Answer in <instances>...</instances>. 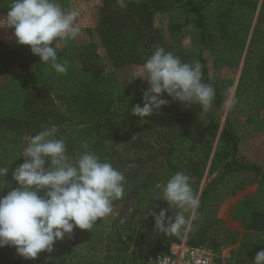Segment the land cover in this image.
<instances>
[{
    "label": "trees",
    "instance_id": "obj_1",
    "mask_svg": "<svg viewBox=\"0 0 264 264\" xmlns=\"http://www.w3.org/2000/svg\"><path fill=\"white\" fill-rule=\"evenodd\" d=\"M255 10L253 0H225L219 5L206 4L202 0H100L96 25L88 30V34L98 38L115 65L144 64L156 48L163 47V36L154 27L155 15L168 14L172 30L194 35L200 48L203 73L208 72L205 64L209 60H213L217 68L237 67L247 44L233 99L235 102L232 103L237 107V101L245 91L246 74L257 68L259 71L254 82L264 80V0L250 33ZM96 48L93 41L80 45L72 54L57 47L59 62L67 61L66 73L60 74L49 65L42 64L29 46L18 45L16 41L13 45L0 41V61L20 70L16 73V85L0 89V127L4 135L11 137L9 145L13 146L20 144L24 134L34 136L46 127L54 128L55 137L65 141L70 157L74 159L84 152H94L130 182L137 173L124 167L121 169L124 158L117 152L115 144L129 138L138 125H134V117L125 118L115 108L118 98L115 78L105 73L99 64ZM32 78H38L39 84L31 83ZM211 86L215 90L212 103L215 117L203 121L191 110L181 116L184 130L172 131L171 134L162 131L158 136L168 143L167 150L161 153L166 155L169 173L184 172L197 194L216 140L208 171L210 179L199 193L200 207L191 230L178 237L160 234L154 229V220L148 212L168 208L167 218L178 209L169 208L162 199L149 201L145 207L139 204L138 190L152 184L149 180H153L154 175L151 177L149 174L151 178L138 180L130 188L124 184L121 199L134 195L137 205L128 221L114 227L113 232L105 237L107 242L102 259L67 263L68 254L57 244L53 245L51 252H41L35 259H25L17 255L14 247L4 246L0 248V264H145L148 254L167 251L169 244L185 233L189 245L214 239L210 245L218 249L219 240L229 231L217 216L218 204L225 196L222 189L227 187L230 178L244 171L259 176L258 196L262 198L255 201L257 195L244 196L231 207L229 216L241 222L247 231L264 232V167L238 159L239 137L229 117L218 131L222 98L217 81H212ZM256 102L260 109L264 108V97ZM124 105L129 109L127 103ZM143 120L145 127L151 121L170 125L158 111ZM66 124L77 129L69 132ZM6 150L8 148L3 146V152ZM17 157L18 152L12 150L8 160L6 158V166L0 163V168L11 169L13 162H18L19 166L23 160ZM230 193L234 194V191ZM118 201L114 200L113 204ZM144 215L149 221H142ZM81 233V229L75 228L72 234L78 238ZM129 244L133 246L131 250ZM260 250H264V245L243 241L236 250L235 264H252Z\"/></svg>",
    "mask_w": 264,
    "mask_h": 264
},
{
    "label": "clouds",
    "instance_id": "obj_2",
    "mask_svg": "<svg viewBox=\"0 0 264 264\" xmlns=\"http://www.w3.org/2000/svg\"><path fill=\"white\" fill-rule=\"evenodd\" d=\"M78 15L66 11L57 0H11L4 19L18 45L29 46L42 64L64 74L67 61L59 62L57 45L80 34ZM135 78L148 83L142 106L131 109L141 119L168 105L162 94L182 105L199 104L205 112L214 100V88L202 82L201 64L182 62L163 47L154 50ZM23 157L24 162L12 172L17 187L0 196V248L12 246L25 259L53 251L55 242L70 236L75 228L91 231L98 218L111 214L113 201L124 194L123 173L94 152L73 159L65 141L57 139L51 128L30 138ZM8 171L0 168V175ZM156 199L178 209L167 218L168 208L148 212L158 233L179 237L191 230L200 200L188 175L182 171L173 174ZM252 264H264V250L256 253Z\"/></svg>",
    "mask_w": 264,
    "mask_h": 264
},
{
    "label": "rangeland",
    "instance_id": "obj_3",
    "mask_svg": "<svg viewBox=\"0 0 264 264\" xmlns=\"http://www.w3.org/2000/svg\"><path fill=\"white\" fill-rule=\"evenodd\" d=\"M126 0H121V2ZM225 0H202L206 4L213 5V3ZM262 0H258L261 3ZM58 3L66 11L78 12L77 25L80 27V34L74 40H61L57 47L64 48L68 54L75 53L77 48L88 42L96 43V50L98 53V62L103 67L105 73L113 75L117 88V105L115 108L123 114L125 118L131 119L134 117V125H138L137 129H133L129 138L116 143L115 148L123 156V163L120 165L121 169H131L137 173V177L133 178L130 182L125 181L130 188L131 184H135L138 180L151 178L154 175L152 184L146 188L138 190V197L140 205L145 207L149 201L157 200L156 198L162 191V186L173 175L170 174L167 164L166 155L161 152L166 151L168 143L160 140L158 137L160 132L165 131L171 134L172 131L179 132L180 129L184 130L185 126L180 121L181 116L188 114L189 111L194 110L195 114L203 121H208L211 117H215V110L212 106L205 112L199 104L184 103L183 105L166 94L162 97L169 100L168 105L162 106L157 110L165 119L168 120L170 125H160L151 121L150 125L143 126L144 120L131 113V109L136 104L142 103V93L147 89L148 83L146 80L135 78L136 74L141 70L143 64H130L126 66L115 65L106 55L103 46L99 43L96 36H89L88 30L93 29L97 21V12L100 0H57ZM11 0H0V41L13 45L15 38L12 35V29L5 26V17L8 12V7ZM172 20L170 15L157 13L154 18V27L158 30L159 34L163 36V48L172 52L173 55L179 57L182 62L194 64L199 62L201 64V71L203 64L200 62L199 46L195 42L192 33H185L180 30H172L170 24ZM55 44V42H53ZM245 51V50H244ZM243 51V54H244ZM214 59H217L214 56ZM208 69L207 73L202 72V82L212 85V81H217L220 94L222 98V110L219 115V130L220 131L225 123L227 117L230 118L233 128L239 137V150L238 159L243 163H254L264 167V108L260 109V105L256 102L264 97V80L255 81L257 68H253L251 72L246 74L245 91L238 99L237 107L232 106V101L236 94V88L241 75V65L237 67L221 66L219 68L213 65V60H209L206 64ZM20 70L13 65H8L0 61V89L2 87H11L16 85V73ZM31 83L39 84L38 78H32ZM1 97V96H0ZM256 99V100H255ZM124 103L129 105L126 107ZM128 109V111L126 110ZM1 110V104H0ZM176 115V116H175ZM124 118V119H125ZM54 129V128H53ZM67 131L76 130L73 126L66 124ZM4 130L0 127V163L6 166V158L12 150L18 152V157L24 162V148L32 137L30 134L22 136L19 145H9L11 137L7 134L4 135ZM135 143V144H131ZM3 146L8 150L3 152ZM216 147V140L214 141L211 157ZM12 149V150H11ZM204 171V175L200 181L198 196L201 189L209 181V167L210 161ZM16 158V159H17ZM75 159V158H74ZM13 162V161H12ZM18 162H13L12 168L8 173L0 175V196L6 195L12 188L17 187L16 182L12 179V172L17 167ZM119 166V164L117 165ZM151 174V177L148 175ZM233 181H236L237 184ZM259 176L251 175L248 172H241L230 178L227 187L222 189V195H225L218 204L217 216L224 217L226 209L233 205L246 195H257L254 197L255 201H261V196H258ZM234 191V194L230 193ZM137 199L134 195H129L126 200L121 198L116 204H113V210L108 216L97 219L95 226L92 230H82L78 238L73 234L66 235L63 240L56 241L55 244L60 246L65 254H68L67 263H75L77 260H99L102 259L105 253V237L113 232L114 227L125 224L136 208ZM143 216L142 221H149V218ZM139 217H137L138 219ZM144 223V222H143ZM236 227L230 229L231 233L223 236L219 243V248L216 249L215 245L210 246L214 239L208 240V247L214 251L213 264H235L236 250L243 239L244 241H251L257 245H264V232L244 234L243 225L241 223L229 224ZM237 232V233H236ZM243 243V241H242ZM128 244V243H126ZM133 248L129 244V250ZM254 253V251L252 252ZM26 264V263H22ZM243 264V263H242Z\"/></svg>",
    "mask_w": 264,
    "mask_h": 264
},
{
    "label": "built area",
    "instance_id": "obj_4",
    "mask_svg": "<svg viewBox=\"0 0 264 264\" xmlns=\"http://www.w3.org/2000/svg\"><path fill=\"white\" fill-rule=\"evenodd\" d=\"M214 251L206 245H189L186 241H173L167 251L147 255L145 264H213Z\"/></svg>",
    "mask_w": 264,
    "mask_h": 264
},
{
    "label": "crops",
    "instance_id": "obj_5",
    "mask_svg": "<svg viewBox=\"0 0 264 264\" xmlns=\"http://www.w3.org/2000/svg\"><path fill=\"white\" fill-rule=\"evenodd\" d=\"M255 3H256V10H255V13H254V18H253V23H252V27H251V30H250V33H251V31H252V28H253V26H254V24H255V22H256V19H257V17H258V14H259V11H260V8H261V4H262V1H261V3L260 2H258V0H253ZM222 3V1H220V2H217L216 1V3H213V5H219V4H221ZM248 39H249V37H248ZM248 41L249 40H247V43H248ZM245 51H244V54H242V58H241V62H240V64L239 65H241V68H242V63H243V60H244V57H245V55H246V51H247V44H246V47H245V49H244ZM235 204V203H234ZM233 204V205H234ZM233 205H230L229 206V208H228V210L226 209V215L224 216V217H219L222 221H223V223H224V225H225V227L229 230L228 232H226V234L225 235H227V234H230L231 233V230L230 229H236V227H233L232 225H230L229 226V224H234V223H238L239 221H237V220H234V219H232V218H230V216H229V213H230V209H231V207L233 206ZM239 223H241V222H239ZM241 225H242V223H241ZM243 229H244V227H243ZM187 232V231H186ZM244 234L245 233H248V232H252V231H247V230H245L244 229ZM237 233V232H236ZM252 233H256V232H252ZM224 235V236H225ZM223 238V237H222ZM221 238V239H222ZM178 240H180V241H186L187 242V239H186V233L182 236V237H180V239H178ZM178 240H175V241H178ZM242 241H244L243 239L240 241L241 243H242ZM221 242V240H219V243ZM240 243V244H241ZM239 244V245H240ZM170 245V244H169ZM198 245H206V246H208V242L206 241V242H204V243H200V244H198ZM196 246V245H195ZM211 246V245H210ZM169 247V246H168ZM211 247H213V246H211ZM238 248H239V246H238ZM237 248V249H238Z\"/></svg>",
    "mask_w": 264,
    "mask_h": 264
}]
</instances>
